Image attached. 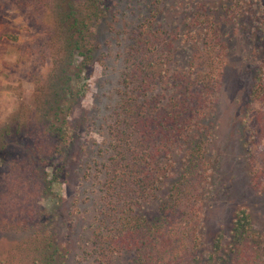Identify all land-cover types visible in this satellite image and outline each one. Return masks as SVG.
I'll return each instance as SVG.
<instances>
[{"label":"trees","instance_id":"1","mask_svg":"<svg viewBox=\"0 0 264 264\" xmlns=\"http://www.w3.org/2000/svg\"><path fill=\"white\" fill-rule=\"evenodd\" d=\"M56 1L57 14L68 31V54L53 72L52 99L34 108L41 120L21 121L24 106L10 117L11 122L0 123V151L10 154V171L26 167L35 173L33 188L21 198L39 199L65 171V148L73 140L65 104L75 93L68 80L72 72H80V62L90 68L98 26L108 18L113 27L112 22L133 15L131 29L124 31L129 35L122 33V39L129 40L115 86L114 115L99 122L102 144L110 153L104 163L107 175L101 181L103 208L96 207L101 209L90 237L96 264H111L113 254L123 249L134 251L131 264H264V232L254 226L245 206L236 209L226 240L217 238L211 247L204 241L201 196L210 180L216 103L228 61L223 22L205 4L196 6L191 23L199 35L189 36L191 54L181 65L174 51L178 26L162 19L163 0ZM261 23L263 30L264 17ZM262 40L255 46L261 54L240 120L247 145L255 142L258 131L264 132ZM76 56H81L80 62ZM3 172L0 165V231L14 227L16 232L30 233L6 250L0 264H6L8 257L18 264H62L44 206L23 207L17 215L3 216L2 195L7 199L12 193L9 185L2 186ZM165 186L167 192L162 194ZM152 200L158 203V213L149 218L144 202Z\"/></svg>","mask_w":264,"mask_h":264},{"label":"rangeland","instance_id":"2","mask_svg":"<svg viewBox=\"0 0 264 264\" xmlns=\"http://www.w3.org/2000/svg\"><path fill=\"white\" fill-rule=\"evenodd\" d=\"M56 2L31 0L26 4L23 0H0L2 124L11 122L10 117L24 106L26 111L21 114V121L41 120L34 108L39 102L52 99L49 84L53 82V72L56 64L67 60L68 54V31L57 14ZM202 3L217 21L223 22L221 31L229 39L228 61L214 117L216 138L210 155V180L201 196L204 241L208 247L214 245L217 238L221 241L228 238L235 211L241 206L249 209L254 226L264 232V132L258 131L255 142L247 145L240 127L258 55L261 54L255 46L264 38L261 23L264 0H163L162 19L173 27L178 26L174 51L181 65L191 54L187 42L189 36L198 34L191 22L196 6ZM132 18L133 15L126 14L119 21L112 22L113 27L108 25L107 18L98 26L91 44L94 51L90 68L81 64V56H76L81 70L72 72L68 80L75 93L66 101L64 112L73 130V140L65 148V171L58 181L52 183L50 190L39 199L28 194V198H21L22 193L33 188L35 173L26 167L22 170L15 167L10 171V154L0 151V165L4 171L2 186L4 183L9 185L12 189L8 191L14 194H8L7 199L2 195L3 211L6 210L3 216L17 215L23 207L44 206L51 217L49 230L61 250L58 261L62 264H96L90 237L97 224L95 214L103 208L102 182L107 175L104 163L109 162L110 153L102 144L104 133L99 122L115 111L118 100L115 86L123 67L124 46L129 40L122 39V33L129 35L124 31L131 29ZM167 188L165 186L161 193L167 192ZM21 199L22 204L17 206ZM144 204L145 213L153 218L158 213L157 201ZM9 228L0 231V257L22 235L30 233ZM113 255L111 264H131L135 253L123 249ZM12 260L8 257L6 264H18Z\"/></svg>","mask_w":264,"mask_h":264}]
</instances>
